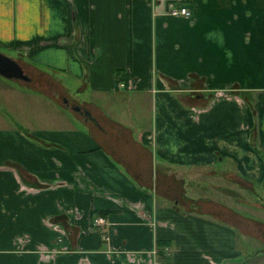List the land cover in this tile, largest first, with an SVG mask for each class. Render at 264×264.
<instances>
[{"label": "crops", "instance_id": "1", "mask_svg": "<svg viewBox=\"0 0 264 264\" xmlns=\"http://www.w3.org/2000/svg\"><path fill=\"white\" fill-rule=\"evenodd\" d=\"M0 46L83 125L0 115V264L249 263L262 222L229 203L264 191V0H0Z\"/></svg>", "mask_w": 264, "mask_h": 264}, {"label": "rangeland", "instance_id": "2", "mask_svg": "<svg viewBox=\"0 0 264 264\" xmlns=\"http://www.w3.org/2000/svg\"><path fill=\"white\" fill-rule=\"evenodd\" d=\"M187 8H189L191 11L193 9L189 6H187ZM10 51L11 50L0 46V52L10 57H15L14 53ZM39 63L40 62H35V65L39 69L45 70L46 72L50 73L59 83H62L65 88L69 89L70 92L67 91L69 96L75 99H85L88 86H85L82 92L79 90H75V79H72L68 76L65 77L66 75L63 74V72H61L59 69H55L54 67L52 68L47 64ZM25 72L30 77H38V73H36L37 70L30 68L29 66H25ZM0 81L8 85L15 86L18 89L20 88L26 92H34V94H26L20 90H18V92L11 91L10 93H8L10 96V100L9 102H6L3 98V94L0 91V115H5L7 119L6 121H8L9 124H15L21 132H27V130L31 129L40 131L44 123L48 124L43 125L44 127L49 126V124L51 123L46 122V120H44V117L47 116L48 119L49 115L53 114L56 110L61 111L64 114L65 118L69 119L71 122L79 124L80 127L83 126L82 123H79V121L77 120L78 118L74 117V112L71 109L62 107L61 105L55 103L50 97L42 95V92L34 89L33 87H31V85L28 84H31L30 81L27 82L18 79H9L2 76H0ZM62 100L63 99H61V101ZM235 198H237V196ZM246 199H256L260 201L261 204H259V207L258 204L255 205V203L250 205V203L252 202H249ZM229 204H231V206L233 207H236V204H238L241 206L236 207L238 212L249 216L250 218L255 217L258 220H261L262 223H257L258 225L256 227V225H248V220L244 221L243 219H241V222L243 224L242 229L251 233L254 232L255 234L253 235H255V238L252 239L250 235H245L246 238L251 239L249 241L251 242V244L250 246L243 245L244 240H242V238H245V236L241 234V231H238L237 235L239 236V239L237 245L242 250L241 252L244 255L249 254L246 255L249 262L248 264H255V262L256 264H264V191L259 186H256L255 192L253 193L241 191L238 195V199H232ZM236 232L237 231H235V233ZM257 249L262 250V252L260 253H262L263 255H259L260 257L252 255L258 251Z\"/></svg>", "mask_w": 264, "mask_h": 264}, {"label": "water", "instance_id": "3", "mask_svg": "<svg viewBox=\"0 0 264 264\" xmlns=\"http://www.w3.org/2000/svg\"><path fill=\"white\" fill-rule=\"evenodd\" d=\"M0 75L6 78L18 79L22 81H29V75L23 71L21 65L13 58L0 52ZM64 103L67 104L66 98H62ZM70 107L81 113L84 117H89L88 111L83 106L78 104H70ZM92 119V118H91Z\"/></svg>", "mask_w": 264, "mask_h": 264}, {"label": "built area", "instance_id": "4", "mask_svg": "<svg viewBox=\"0 0 264 264\" xmlns=\"http://www.w3.org/2000/svg\"><path fill=\"white\" fill-rule=\"evenodd\" d=\"M165 12L171 15H189V9L182 3L176 4L174 2H168L165 8ZM119 84L123 85L122 83ZM92 223L96 225H103L105 223V219L102 216H95L92 218Z\"/></svg>", "mask_w": 264, "mask_h": 264}]
</instances>
